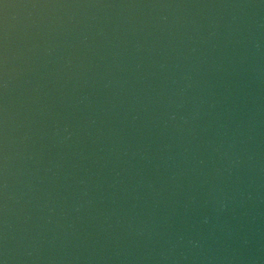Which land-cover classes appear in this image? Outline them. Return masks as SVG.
<instances>
[{
	"label": "water",
	"instance_id": "water-1",
	"mask_svg": "<svg viewBox=\"0 0 264 264\" xmlns=\"http://www.w3.org/2000/svg\"><path fill=\"white\" fill-rule=\"evenodd\" d=\"M0 264H264V0H0Z\"/></svg>",
	"mask_w": 264,
	"mask_h": 264
}]
</instances>
